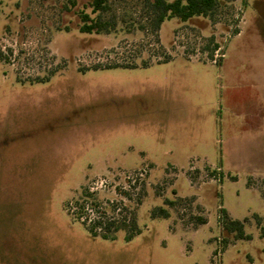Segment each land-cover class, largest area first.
Instances as JSON below:
<instances>
[{"label": "rangeland", "instance_id": "obj_1", "mask_svg": "<svg viewBox=\"0 0 264 264\" xmlns=\"http://www.w3.org/2000/svg\"><path fill=\"white\" fill-rule=\"evenodd\" d=\"M91 1L0 0V264H264V0L156 33L146 0H109L99 35ZM85 192L139 233L92 237Z\"/></svg>", "mask_w": 264, "mask_h": 264}, {"label": "trees", "instance_id": "obj_2", "mask_svg": "<svg viewBox=\"0 0 264 264\" xmlns=\"http://www.w3.org/2000/svg\"><path fill=\"white\" fill-rule=\"evenodd\" d=\"M220 4V0H146L145 8L148 15L151 17L150 23L154 33L158 32L161 25L165 20L178 19L181 22H186L194 17H210L214 14L217 7ZM91 17L87 13L80 15L81 25L78 28L80 33L99 35L102 33L109 34L114 28V19L103 18V15L110 11L109 0H92L90 3ZM235 34H238L236 31ZM216 47V46H215ZM165 60V59H163ZM160 60H157L159 62ZM132 62V63H131ZM142 62V66L147 63ZM137 65L133 60H124L114 63L106 64H94L93 66H87L85 68H79V70H86L89 68H119V67H136ZM51 71L50 73H54ZM213 174L216 172L213 171ZM175 194V193H174ZM127 195V194H125ZM264 197V194H263ZM92 198V195L88 192L84 193V196L75 202L77 206L76 218L85 227L88 233L92 237H101L103 239H113L115 234L120 230L129 232L126 235V239H130L134 234L139 233L134 217L127 218V216H121L120 218H108L105 216L104 211H99L100 204L96 202H90L87 206L88 199ZM180 198L176 200L165 199L163 204L168 208H175ZM116 204H111V211H115ZM88 211L95 212L96 215L93 218L88 216ZM151 217H162L164 219L169 218V212L166 208L157 207L152 209L150 213ZM260 230V237L264 238V224L258 216H253ZM219 222L226 233L233 234L234 239H248V236L244 235V224L246 220H234L229 218L226 211L223 208L219 210ZM197 225H204L206 223L205 218L196 217Z\"/></svg>", "mask_w": 264, "mask_h": 264}]
</instances>
